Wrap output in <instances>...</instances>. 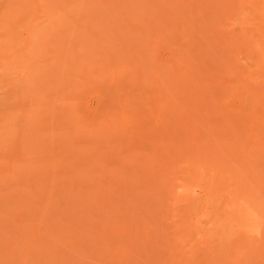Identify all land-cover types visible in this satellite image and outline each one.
<instances>
[{"label": "rangeland", "instance_id": "374dc122", "mask_svg": "<svg viewBox=\"0 0 264 264\" xmlns=\"http://www.w3.org/2000/svg\"><path fill=\"white\" fill-rule=\"evenodd\" d=\"M0 264H264V0H0Z\"/></svg>", "mask_w": 264, "mask_h": 264}]
</instances>
